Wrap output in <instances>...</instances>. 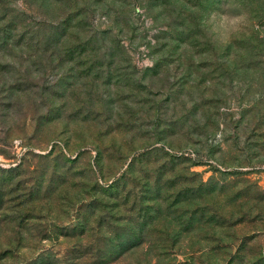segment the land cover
I'll use <instances>...</instances> for the list:
<instances>
[{
	"label": "rangeland",
	"instance_id": "obj_1",
	"mask_svg": "<svg viewBox=\"0 0 264 264\" xmlns=\"http://www.w3.org/2000/svg\"><path fill=\"white\" fill-rule=\"evenodd\" d=\"M0 264H264V0H0Z\"/></svg>",
	"mask_w": 264,
	"mask_h": 264
}]
</instances>
